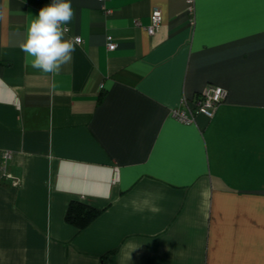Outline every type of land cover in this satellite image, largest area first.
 <instances>
[{"label":"crops","instance_id":"1","mask_svg":"<svg viewBox=\"0 0 264 264\" xmlns=\"http://www.w3.org/2000/svg\"><path fill=\"white\" fill-rule=\"evenodd\" d=\"M51 2L0 0V264H264V0H71L55 76L19 47Z\"/></svg>","mask_w":264,"mask_h":264},{"label":"clouds","instance_id":"2","mask_svg":"<svg viewBox=\"0 0 264 264\" xmlns=\"http://www.w3.org/2000/svg\"><path fill=\"white\" fill-rule=\"evenodd\" d=\"M74 16L71 0H52L51 4L40 9L19 45L25 54V66L55 76L64 65L72 62L79 38L65 39V34L68 31L66 25Z\"/></svg>","mask_w":264,"mask_h":264},{"label":"built area","instance_id":"3","mask_svg":"<svg viewBox=\"0 0 264 264\" xmlns=\"http://www.w3.org/2000/svg\"><path fill=\"white\" fill-rule=\"evenodd\" d=\"M100 2H105L106 0H99ZM187 10L193 14L194 13V0H187ZM150 23L146 26V31L151 35L153 34L161 24V10L158 7H153L149 14ZM191 22H194V18H191ZM67 28V27H66ZM68 29V28H67ZM73 38H79L81 43V38L79 36H74ZM107 47L112 50L115 47L113 38L111 35L106 37ZM227 96V90L222 86L208 84L204 89L197 94L192 104L189 106L184 100L179 107L172 109V116L177 120L189 123L192 122L197 114H203L206 117H212L216 108L221 104ZM17 102V100H15ZM10 156L8 152L4 154V162ZM117 178V169L114 170V180ZM18 180L15 179L13 184H17Z\"/></svg>","mask_w":264,"mask_h":264},{"label":"trees","instance_id":"4","mask_svg":"<svg viewBox=\"0 0 264 264\" xmlns=\"http://www.w3.org/2000/svg\"><path fill=\"white\" fill-rule=\"evenodd\" d=\"M99 213L100 210L97 208L86 205L80 201L72 200L68 204L65 220L78 229H82L97 217Z\"/></svg>","mask_w":264,"mask_h":264}]
</instances>
